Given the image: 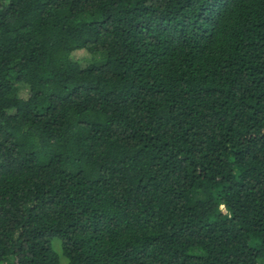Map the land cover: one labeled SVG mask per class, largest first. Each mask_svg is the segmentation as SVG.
<instances>
[{
  "label": "trees",
  "instance_id": "obj_1",
  "mask_svg": "<svg viewBox=\"0 0 264 264\" xmlns=\"http://www.w3.org/2000/svg\"><path fill=\"white\" fill-rule=\"evenodd\" d=\"M0 264H264V0H0Z\"/></svg>",
  "mask_w": 264,
  "mask_h": 264
},
{
  "label": "rangeland",
  "instance_id": "obj_2",
  "mask_svg": "<svg viewBox=\"0 0 264 264\" xmlns=\"http://www.w3.org/2000/svg\"><path fill=\"white\" fill-rule=\"evenodd\" d=\"M83 55V53H81V56ZM56 247V246H55ZM56 250V249H55ZM57 252H59L60 253V245H59V248H58V250H56Z\"/></svg>",
  "mask_w": 264,
  "mask_h": 264
}]
</instances>
